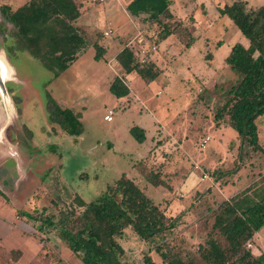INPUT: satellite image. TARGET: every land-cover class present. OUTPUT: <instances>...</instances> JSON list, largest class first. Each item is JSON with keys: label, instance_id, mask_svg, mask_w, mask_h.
<instances>
[{"label": "rangeland", "instance_id": "1", "mask_svg": "<svg viewBox=\"0 0 264 264\" xmlns=\"http://www.w3.org/2000/svg\"><path fill=\"white\" fill-rule=\"evenodd\" d=\"M29 1L0 0V8L8 5L16 10ZM128 1L76 0L82 11L76 25L91 44L59 77L40 59L20 49L14 25L0 11L4 26L0 51L7 47L13 58L20 60L17 68L11 69L16 80L11 93L14 112H8L9 106L0 102V141L7 147L0 145V187L5 191L0 190V215L9 220L18 207L39 216L46 208L62 220L73 212L72 229L76 231L84 210L77 206L76 198L90 203L126 175L158 206L157 214L164 222L177 218L178 225L149 241L132 228L125 229L119 238L128 251L122 257L124 263L145 264L143 257L149 253L156 264L174 259L202 264L210 238L227 246L213 227L220 204L264 180V150L253 151L228 124L227 114L216 117L241 77L227 58L239 44L248 46L249 40L219 11L237 0H172L163 21L174 32L160 42L159 26L149 24L144 15L131 17L125 7ZM246 1L251 8L264 4V0ZM110 29L111 35L106 36L104 32ZM103 40L115 46L108 44L111 52L105 48L97 60L93 44L105 46ZM125 46L142 62L156 61L163 69L161 74L151 83L137 72L125 74L115 60L116 48ZM117 75L124 76L130 86L129 96L118 98L110 91ZM14 94L20 96L19 103ZM49 98L73 110L83 125L82 134H69L49 121ZM110 110L114 115L109 122L104 117ZM256 123L264 149V114ZM22 124L31 130L33 145L39 150L24 142ZM133 127L142 129L138 134L144 141L137 139ZM208 138L203 148L202 142ZM19 139L37 156L24 163L14 157L11 144ZM8 195L15 206L7 204ZM59 220L52 234L59 235ZM46 240L54 241L53 235L41 238ZM61 241L65 248L58 246L59 253L43 251L45 264H84L68 247V240ZM38 244L35 238L5 236L0 264L17 260L18 253L5 250L13 247L25 250L20 264H27ZM247 247L254 255L264 252V226Z\"/></svg>", "mask_w": 264, "mask_h": 264}, {"label": "trees", "instance_id": "2", "mask_svg": "<svg viewBox=\"0 0 264 264\" xmlns=\"http://www.w3.org/2000/svg\"><path fill=\"white\" fill-rule=\"evenodd\" d=\"M171 5L172 0H132L126 8L134 17L144 15L149 24L158 25L160 42L174 32L163 21V15L170 10ZM0 11L14 25L20 49L40 59L56 77L75 63L91 44L76 25L82 14L76 0H30L16 10L3 5ZM219 11L233 20L249 44H239L227 58L232 69L241 77L229 90V98L218 110L216 117L221 118L227 114L228 124L238 132L242 140L253 151H263L256 120L264 114V4L259 8H251L246 0H237L220 7ZM0 29L4 30L3 24H0ZM93 45L97 51L95 58L100 60L105 48L98 42ZM117 61L125 74L137 72L146 83L154 81L162 72L155 61L142 62L130 46L120 51ZM110 91L118 98L131 93L124 76L120 75L111 82ZM15 99L17 103L20 102L19 95ZM47 108L51 123L59 125L69 134H82L83 125L73 110L63 107L52 98L48 99ZM22 129L26 139L24 142L30 146L33 134L27 126ZM141 131L139 127L132 128L137 139L144 141L145 137L138 134ZM76 200L77 206L84 207L78 218L81 227L76 231L72 229L76 218L72 212V221L66 222L68 216L60 220L62 229L59 235L68 240L69 247L80 256L84 264H125L122 260L125 249L119 238L129 227L141 239L149 241L178 225L177 218H169L168 223L164 222L157 214L158 206L126 175L109 185L105 192L90 203L80 197ZM19 213L41 221L39 230L44 225H54L53 216L43 219L44 212L40 217L25 210ZM263 226L264 180L248 186L220 204L213 227L224 237L227 246H223L216 238H210L202 255V264H264V252L254 255L247 247V243ZM143 262L156 264L149 253L144 255ZM168 263L199 264L194 260L186 263L176 259Z\"/></svg>", "mask_w": 264, "mask_h": 264}, {"label": "crops", "instance_id": "3", "mask_svg": "<svg viewBox=\"0 0 264 264\" xmlns=\"http://www.w3.org/2000/svg\"><path fill=\"white\" fill-rule=\"evenodd\" d=\"M132 0L128 1L127 2V5L131 2ZM127 5L125 7H127ZM127 10V8H126ZM82 15V14H81ZM131 17H134V16H131ZM103 43L105 44V46H103L104 48H108V50H110L111 52V49H109V47L107 46L108 44L112 43L114 46L115 44L113 42H109V43H106L104 42L103 40ZM116 48V47H115ZM124 47H119V48H116L117 50V53H116V57H115V60H116V63L118 65L119 62L117 61V55L120 53V51L123 49ZM107 50V51H108ZM109 52V51H108ZM85 54V53H84ZM32 56V55H31ZM30 56V57H31ZM83 56V55H81ZM80 56V57H81ZM153 56V55H152ZM34 57V56H33ZM79 57V58H80ZM78 58V59H79ZM77 59V60H78ZM153 59V58H152ZM17 60V59H16ZM19 61V59H18ZM154 61V60H153ZM76 62V61H75ZM156 62V61H155ZM157 63V62H156ZM121 67V66H120ZM70 68V67H69ZM68 68V69H69ZM67 69V70H68ZM163 70V69H162ZM62 74V73H61ZM60 74V75H61ZM59 75V76H60ZM58 76V77H59ZM130 76V75H128ZM26 80H31L29 77H25ZM31 82V81H30ZM130 87V86H129ZM131 89V88H130ZM13 109V112L15 110V105H11L10 106V110L9 111H12ZM24 126H27L26 124H22V128ZM33 137L31 138V140L29 141L30 142V146H32L34 149H40L38 148L37 146H34L33 145V141H32ZM22 140V139H21ZM19 139V141L17 143H12V147L13 148H9L11 147L10 144H8V149L11 150V154L14 156V157H17L18 159H20V161L22 163H24L25 161H27V159H30V158H33V157H36L37 154L35 153V151H33V153H29V151L27 150L28 149V146L27 147H23L22 145V141ZM10 143V142H9ZM26 143V142H25ZM3 144L4 146V140L3 141H0V145ZM5 147V146H4ZM0 148H2L0 146ZM7 148V147H5ZM7 151V150H5ZM3 154L6 155V152L3 151ZM9 154V155H11ZM8 158H10V156H7ZM9 175V174H8ZM11 175V174H10ZM12 176V175H11ZM7 178H9V176H7ZM5 178V179H7ZM4 179V180H5ZM0 190H2L4 193L5 191L0 187ZM9 196V195H8ZM7 204L10 205L11 207L15 206L14 205V201L12 200V198L9 196V199L7 201ZM6 205H3L1 207H5ZM21 210H24V209H20L17 207V210L15 211V216L11 219H7V218H3L2 215H0V245L3 244V240L5 238V236L7 235H10V234H15L16 237H19L20 239H32L34 241V238L35 239H39V246L37 247V249H35L33 252H32V255H31V259L29 260V262L27 264H45L46 261L43 260V251H45L46 249H49L50 251H55L57 253L60 252V250L58 249V246H61L63 245L62 241H61V238H60V235H56V234H52V228L53 227H56L57 226V219L59 220L58 216L54 213H48L45 208V210H43L44 214H43V219L47 218V217H50V216H53V221H54V225L52 226H48V225H44L42 226V229H38L39 225H41V221H36V220H33V219H29L25 216H22L20 215L19 211ZM37 210V209H35ZM25 211H28V210H25ZM30 212V211H28ZM33 214V212H30ZM42 214V213H41ZM34 215V214H33ZM56 215V216H55ZM41 215L39 216H36V217H40ZM74 219V215L71 214V216L68 218H66V222H68L69 220H73ZM60 222V220H59ZM62 225L60 224V229H58L57 231H60L61 230V227ZM53 235V238H54V241L52 240H46L45 242L44 241H41V238L43 237H51ZM54 242V244L52 243ZM123 245V244H122ZM62 248H65L63 246H61ZM67 247V246H66ZM69 247V245H68ZM124 247V245H123ZM125 255L126 253H128L127 251V248H125ZM7 251H10V252H15V253H18L19 257L17 258V260L13 261V264H20L22 258H24L26 252L23 248L21 247H13V248H9V249H5ZM261 252H258L256 253V255H259Z\"/></svg>", "mask_w": 264, "mask_h": 264}, {"label": "flooded vegetation", "instance_id": "4", "mask_svg": "<svg viewBox=\"0 0 264 264\" xmlns=\"http://www.w3.org/2000/svg\"><path fill=\"white\" fill-rule=\"evenodd\" d=\"M1 30V29H0ZM9 48L5 47L2 51H0V80H5V85L7 87V90L11 96V93H14L15 90L13 91L14 85L12 84V82L16 81L14 80L12 75H8L9 74V70L10 67L12 69V67L15 69L17 68V64L18 60L14 59L12 54L8 51ZM18 94H14V97L17 96ZM0 102H3L1 96H0ZM3 105H5V103L3 102ZM7 106V105H5ZM8 112L10 110L7 109Z\"/></svg>", "mask_w": 264, "mask_h": 264}, {"label": "water", "instance_id": "5", "mask_svg": "<svg viewBox=\"0 0 264 264\" xmlns=\"http://www.w3.org/2000/svg\"><path fill=\"white\" fill-rule=\"evenodd\" d=\"M10 69H11V67H10ZM12 71H14L13 67H12ZM8 75H10V74H8ZM0 96H1V98L3 100V102L5 103V105H7L9 107L11 105H13L11 96H10L8 90H7L6 85H5V80H0ZM9 107H8V109H9Z\"/></svg>", "mask_w": 264, "mask_h": 264}, {"label": "built area", "instance_id": "6", "mask_svg": "<svg viewBox=\"0 0 264 264\" xmlns=\"http://www.w3.org/2000/svg\"><path fill=\"white\" fill-rule=\"evenodd\" d=\"M111 33H112V30L110 29V30H106L105 32H104V34L106 35V36H110L111 35ZM113 115H114V112L112 111V110H110L109 112H108V114H106L105 115V120H107V121H112L113 120ZM208 141H209V138L208 139H205L203 142H202V146H203V148H206V144L208 143Z\"/></svg>", "mask_w": 264, "mask_h": 264}, {"label": "bare ground", "instance_id": "7", "mask_svg": "<svg viewBox=\"0 0 264 264\" xmlns=\"http://www.w3.org/2000/svg\"><path fill=\"white\" fill-rule=\"evenodd\" d=\"M9 74H10V75L12 74V71H11V69L9 70Z\"/></svg>", "mask_w": 264, "mask_h": 264}]
</instances>
